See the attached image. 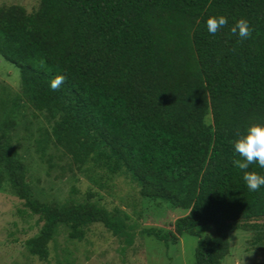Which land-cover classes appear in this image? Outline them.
Segmentation results:
<instances>
[{
    "label": "trees",
    "instance_id": "1",
    "mask_svg": "<svg viewBox=\"0 0 264 264\" xmlns=\"http://www.w3.org/2000/svg\"><path fill=\"white\" fill-rule=\"evenodd\" d=\"M219 15L228 25L211 35L206 20ZM241 18L253 30L243 41L230 32ZM0 57L19 76V93L0 87V188L7 183L41 222L24 241L29 254L46 258L58 224L71 238L86 224H117L88 203L60 209L31 196L10 138L20 102L46 123L36 139L41 158L54 146L109 195L121 183L183 210L172 231L143 232L165 243L197 236L193 264H220L229 230L264 217V186L249 191L232 163L238 133L264 124V0L2 4ZM56 75L66 80L53 91ZM249 170L264 175L256 164ZM205 224L214 233L198 236L193 228Z\"/></svg>",
    "mask_w": 264,
    "mask_h": 264
},
{
    "label": "rangeland",
    "instance_id": "2",
    "mask_svg": "<svg viewBox=\"0 0 264 264\" xmlns=\"http://www.w3.org/2000/svg\"><path fill=\"white\" fill-rule=\"evenodd\" d=\"M38 0H0L2 4L22 5L26 10L36 7ZM0 87L19 93L17 69L0 57ZM11 144L24 166L31 196L40 202L55 203L60 209L75 204H91L104 209L110 221L117 224L108 229L101 223L81 227L82 235L71 238L69 228L58 224L46 244L43 260L29 254L24 241L34 235L41 222L31 215L7 183L0 188V264H193L197 236L186 233L176 242L146 236V228L160 233L172 231L174 219L183 210L168 204L140 197L135 188L119 183L109 195L106 190L89 183L68 156L54 146L45 148L41 158L36 139L46 128L42 115L24 102L13 114ZM48 158V161H46ZM125 193L123 194V188ZM120 191V192H118ZM198 236L212 235L211 224L193 228ZM220 264H264V217L240 223L228 232V253Z\"/></svg>",
    "mask_w": 264,
    "mask_h": 264
},
{
    "label": "clouds",
    "instance_id": "3",
    "mask_svg": "<svg viewBox=\"0 0 264 264\" xmlns=\"http://www.w3.org/2000/svg\"><path fill=\"white\" fill-rule=\"evenodd\" d=\"M227 25L228 19L223 15L210 16L206 20L207 31L211 35H215ZM252 31L244 18L237 20L230 28V32L240 41L250 38ZM65 80V75H56L50 81V88L53 91L59 90ZM233 150L240 158L234 159L232 163L242 171L248 190L258 191L264 186V175L250 171L249 167L256 164L264 169V124H252L243 133H238V138L233 141Z\"/></svg>",
    "mask_w": 264,
    "mask_h": 264
}]
</instances>
